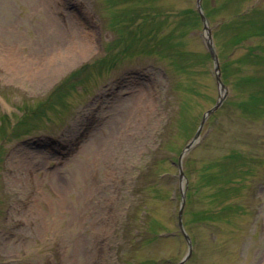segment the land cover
I'll use <instances>...</instances> for the list:
<instances>
[{"label": "rangeland", "instance_id": "obj_1", "mask_svg": "<svg viewBox=\"0 0 264 264\" xmlns=\"http://www.w3.org/2000/svg\"><path fill=\"white\" fill-rule=\"evenodd\" d=\"M203 7L228 87L205 117L220 90L197 0H0V264H178L182 205L183 264H264V30L236 37L264 0ZM92 24L116 40L100 67Z\"/></svg>", "mask_w": 264, "mask_h": 264}]
</instances>
